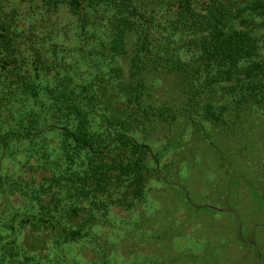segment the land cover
Wrapping results in <instances>:
<instances>
[{
    "label": "trees",
    "instance_id": "16d2710c",
    "mask_svg": "<svg viewBox=\"0 0 264 264\" xmlns=\"http://www.w3.org/2000/svg\"><path fill=\"white\" fill-rule=\"evenodd\" d=\"M74 52L95 78L68 68ZM181 116L264 152V0H0V264H100L75 251L112 247L102 229L163 160L134 122Z\"/></svg>",
    "mask_w": 264,
    "mask_h": 264
},
{
    "label": "rangeland",
    "instance_id": "374dc122",
    "mask_svg": "<svg viewBox=\"0 0 264 264\" xmlns=\"http://www.w3.org/2000/svg\"><path fill=\"white\" fill-rule=\"evenodd\" d=\"M65 42L70 48L77 44L75 40ZM74 53L70 54L68 68L78 69L79 77L95 78L98 73L92 72L83 53ZM115 108L124 110L121 104ZM228 118L229 127H255L251 120L248 125H234L231 121L236 118ZM180 119L178 126L159 119L155 124L147 119L134 122L135 137L154 144L163 154L160 171L151 176L144 201L131 213L120 210L119 217L107 223L112 227L102 229L100 234L112 247H96L93 251L90 243L79 245L74 251L80 259L87 250L84 258L100 264L103 254L109 264H260L257 253L264 258V152L254 147L258 141L246 142L241 135L229 139L209 130L212 141L216 137L224 142L212 146L193 124L183 121V116ZM229 148L237 156L223 157ZM250 150L258 151L252 156ZM22 160L25 162V157ZM20 168L8 171L19 173ZM12 200L16 206L22 204L16 196ZM195 201L197 208L192 205ZM10 209L5 217L0 212V219L14 211ZM157 209L163 210L157 212L159 216Z\"/></svg>",
    "mask_w": 264,
    "mask_h": 264
}]
</instances>
